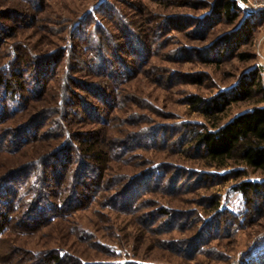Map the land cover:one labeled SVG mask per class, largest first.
<instances>
[{
	"label": "rangeland",
	"instance_id": "obj_1",
	"mask_svg": "<svg viewBox=\"0 0 264 264\" xmlns=\"http://www.w3.org/2000/svg\"><path fill=\"white\" fill-rule=\"evenodd\" d=\"M263 3L0 0V76L13 82L0 87V212L1 188L17 191L0 264H264V189L250 204L237 190L264 175L220 182L243 167L206 166L191 132L210 122L186 101L261 69ZM253 107L231 105L218 126ZM26 130L37 136L20 142ZM87 138L107 156L99 170ZM64 144L81 155L59 181L45 160Z\"/></svg>",
	"mask_w": 264,
	"mask_h": 264
},
{
	"label": "trees",
	"instance_id": "obj_2",
	"mask_svg": "<svg viewBox=\"0 0 264 264\" xmlns=\"http://www.w3.org/2000/svg\"><path fill=\"white\" fill-rule=\"evenodd\" d=\"M235 10L236 5L230 1L223 5L221 13L228 20L233 21V13ZM263 79L264 77L261 75V69L255 67L248 73L243 74L234 87L217 96L205 100L199 96L193 95L189 96L186 100L187 104L192 107L193 110L200 113L207 122H210L211 129L202 125L198 130L196 129L191 132L192 149H195L200 159L208 168L214 167L223 169L229 165L243 167L241 171L227 173V177L221 178L220 182H226L229 176L234 179L241 178V176H246L248 171L264 175ZM16 81L17 80L14 82ZM12 83L11 80H9V82L3 81L0 76V87L9 90L12 88ZM239 102H252L254 107L239 113V115L233 117L230 121L224 123V125L218 126L221 115L231 107V105L238 104ZM28 128H30V126H28ZM25 134L28 136L22 137V133L18 135L20 142L25 141L27 137L33 139L37 136L36 133L29 135L30 133L27 132V130ZM78 149L77 146L64 144L47 155L49 159L48 161L45 160V165L51 169L52 176L56 180L58 177L60 178L59 181L65 179L66 168L73 162L75 154L78 153V156L81 155ZM80 150L83 151V156L89 157L95 162L94 167L98 170L107 162V156L99 150L98 144L95 141L88 140L87 138L86 142L81 145ZM18 171L22 173L21 176L33 177L31 171L28 172L25 167ZM14 177L16 179L13 177L11 179L15 182L18 181L19 177ZM4 181L7 182V180ZM1 189L7 191L8 195L11 194V199L5 202L7 204L6 208L0 212V234L6 228V224L10 223L12 220L10 213L13 212V209H17V191L15 190L16 194H14L15 192L13 190L5 186ZM263 189L264 180L262 182L244 181L237 187L238 192L248 200L249 204L254 197L257 198L258 195L263 197ZM130 192V195L133 196L135 190ZM61 260L62 259L57 254L51 255L48 262L51 261L52 264H60Z\"/></svg>",
	"mask_w": 264,
	"mask_h": 264
},
{
	"label": "built area",
	"instance_id": "obj_3",
	"mask_svg": "<svg viewBox=\"0 0 264 264\" xmlns=\"http://www.w3.org/2000/svg\"><path fill=\"white\" fill-rule=\"evenodd\" d=\"M256 7H260L264 9V3L257 5ZM258 55H259V60H260L261 75H263L264 77V55H262L261 53L260 54L258 53Z\"/></svg>",
	"mask_w": 264,
	"mask_h": 264
}]
</instances>
